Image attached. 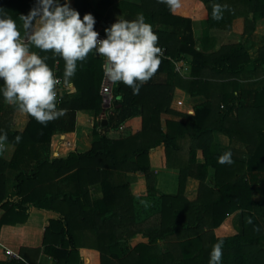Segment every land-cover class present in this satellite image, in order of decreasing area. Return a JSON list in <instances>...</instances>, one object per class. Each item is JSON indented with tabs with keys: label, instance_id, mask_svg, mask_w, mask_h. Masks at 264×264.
Listing matches in <instances>:
<instances>
[{
	"label": "trees",
	"instance_id": "1",
	"mask_svg": "<svg viewBox=\"0 0 264 264\" xmlns=\"http://www.w3.org/2000/svg\"><path fill=\"white\" fill-rule=\"evenodd\" d=\"M33 3L0 0V9L20 24L19 16ZM70 3L81 17H95V30L109 16L133 20L142 13L158 36L161 63L138 94L115 83L103 117L104 57L94 52L78 62L76 93L57 98L63 115L55 120L41 124L26 114L24 129L16 131L9 119L13 112L4 109L0 96V131L7 136L4 144L14 147L11 158L0 157V242L24 259L8 261L0 252V264H36L40 251L51 264H82L80 248L96 250L100 264H209L217 241H223L222 264H264V45L252 56L242 41L219 45L214 35L231 32L237 21L242 39L253 35L264 21V0H179L178 8L169 0ZM216 4L224 6L219 20L213 18ZM198 24L204 28L196 30ZM40 55L49 56L47 63L63 82L64 61L51 52ZM173 62L188 66V77L175 72ZM245 78L261 85L246 88ZM176 90L200 99L193 115L171 109ZM79 112L93 113L98 142L87 152L50 159L52 136L72 133ZM134 117L141 120L139 134L107 138ZM219 136L245 151L223 146ZM158 148L165 168L178 171L173 194L158 189L151 169L149 155ZM228 150L233 163L222 165L218 157ZM7 172L14 175L12 196L6 193ZM127 174L144 178L142 193L132 194ZM189 179L198 182L194 200L186 196ZM96 186L102 198L92 200ZM32 211L57 216L44 226L42 250L13 248L15 228ZM232 216L235 235L217 236L215 230Z\"/></svg>",
	"mask_w": 264,
	"mask_h": 264
},
{
	"label": "clouds",
	"instance_id": "2",
	"mask_svg": "<svg viewBox=\"0 0 264 264\" xmlns=\"http://www.w3.org/2000/svg\"><path fill=\"white\" fill-rule=\"evenodd\" d=\"M169 3L173 8L180 6L179 0ZM223 10L224 6L214 5L213 18L221 19ZM19 21L0 9V96L41 124L57 119L63 110L57 108L59 80L47 63L49 56L40 55V51L64 61L63 84L69 92L75 91L72 78L78 62L90 52L105 58L104 74L112 83H123L133 94L139 93L161 63L158 36L142 13L133 20L117 18L104 29L103 39H98L95 17L91 13L81 17L70 0H34ZM6 140L0 131V147ZM218 162L231 165V150L219 156ZM222 256L223 241H217L209 264H222Z\"/></svg>",
	"mask_w": 264,
	"mask_h": 264
},
{
	"label": "crops",
	"instance_id": "3",
	"mask_svg": "<svg viewBox=\"0 0 264 264\" xmlns=\"http://www.w3.org/2000/svg\"><path fill=\"white\" fill-rule=\"evenodd\" d=\"M97 1L98 0H92L93 4H96L95 2ZM117 18H121L120 15L117 14L116 16H109L106 19L105 24L102 23L100 25V27L98 28V31H100L101 33H104V29L109 27L111 24H113ZM106 23H107V26H106ZM259 24H264V21L259 22L257 24V27L259 26ZM241 28H242V25H241ZM241 28L238 29L239 32L241 31ZM239 35H241V33ZM248 46L252 49V51H254L255 49L260 48L262 45L255 47L254 44L248 42ZM33 50L39 51L38 49H35V48H33ZM188 73L189 71H187V73H185L184 76L188 77ZM243 81L245 82L246 88L254 89L261 85L260 84L261 82H256L253 79L251 80V79L245 78L243 79ZM75 93H76V89L73 92H69V90H67L64 87V84L62 82V85L59 88V92H57V95H58V99H60L63 97L74 95ZM178 97L180 98V100L178 99ZM176 100H178L179 103H177ZM199 100L200 99L198 98L191 100L189 95L185 94L184 92L180 90H176L174 92L171 109L181 112V113L193 115L194 114L193 104L199 102ZM4 109L6 111L13 112L11 117L9 116V119L12 122L11 123L12 129L16 131H22L27 123L26 114L21 113L14 105H10L8 103H6ZM94 121H95V118H94L93 113L91 112L77 113L75 117V129L72 133L52 136L51 144H50V159L65 158L69 153L74 152V151L77 153H83V152H87L88 150H90V148L92 147V144L98 142V138L94 136L93 134ZM101 121H104V119H101ZM101 125L104 126L105 123L102 122ZM98 129L100 130V128ZM140 130H141V120L139 117H134L128 120L125 124H123L120 130L109 132L107 134V138L112 139V140H121V139L128 138V137L139 134ZM219 140L223 146L225 147L230 146V148L234 149L235 151L239 153H242L245 151L243 146L235 144V143H230L228 139L222 136H219ZM13 151H14L13 146L9 144H3V146L0 147V157L4 158L5 160H8L9 158H11ZM149 158H150L151 169L157 175L158 189L167 194L175 193L176 188H177L178 171L169 170L165 168L163 148H158L154 152H151L149 155ZM13 176L14 175L11 172L6 173V177H7L6 193L9 196H12L13 194V188H12L13 180H14ZM125 181L130 184L132 194L139 195L145 190V187H146L145 181L142 176H139L136 174H127L125 176ZM190 189L193 190L191 195L189 193ZM197 190H198V182L195 180L189 179L186 185L187 198L189 200L196 199ZM90 195H91L92 200L101 199L102 192H101L100 186H96L92 188L90 190ZM3 213L4 212L0 210V218L3 215ZM56 217L57 216L55 214H52L49 212L32 211L29 215L27 223L25 225L18 226L17 228H15V231L13 232L14 235L11 239L12 247L18 248V249L22 247V248H27L28 250L29 249L42 250V234H43L44 226L48 219L56 218ZM228 220L229 218L220 228L215 230V233L217 236L228 237L235 233V230L233 229L234 233L232 234H226L222 236L218 235V230H221L225 226V224L230 221ZM78 252L82 260V264H100V254L96 250L88 249V248H80L78 249ZM29 255L32 256L31 257L32 259L30 258V261H33L34 260L33 256L35 255H32L31 253H29ZM35 259H36L35 263L42 262L46 264H51V258L45 255L41 251L38 254V257Z\"/></svg>",
	"mask_w": 264,
	"mask_h": 264
},
{
	"label": "rangeland",
	"instance_id": "4",
	"mask_svg": "<svg viewBox=\"0 0 264 264\" xmlns=\"http://www.w3.org/2000/svg\"><path fill=\"white\" fill-rule=\"evenodd\" d=\"M113 16H116V15H113ZM196 27L199 28V29L196 28L197 30H200V29L204 28V25L203 24H198V25H196ZM239 28H241V22L237 21V22H235L234 28H233V30L231 32H227V33H217V32H215L214 35H216V37L218 39V41H217L218 44L219 45H226V44H233V43H237V42L242 41L243 44L246 47H248L249 53L252 56H255V52L257 51V49L252 51V49L248 46V42L254 44L255 47L264 45V24H259V26L257 27L255 33L253 35H251L250 37L245 38V39L244 38L242 39L241 35H239L241 33V31L239 32V30H238ZM217 47H218V45H217ZM188 69H189L188 66H186L184 74L187 73ZM178 99L180 100L179 97H178ZM176 102L179 103L178 100H176ZM192 191L193 190H191V189L189 190L190 195H191ZM235 219H236V216H235V218H234V216L230 217L229 218L230 221L228 220L229 222H227L225 224V226L221 230H218V235L222 236V235L234 233L233 229H235V228H234V225L232 224L231 221L234 222ZM233 235H235V234H233ZM233 235H231V236H233ZM43 264H46V263H43Z\"/></svg>",
	"mask_w": 264,
	"mask_h": 264
},
{
	"label": "built area",
	"instance_id": "5",
	"mask_svg": "<svg viewBox=\"0 0 264 264\" xmlns=\"http://www.w3.org/2000/svg\"><path fill=\"white\" fill-rule=\"evenodd\" d=\"M96 31L100 33V36L98 37V39L105 38L104 34H102L98 30H96ZM161 55H163V50H162ZM173 63H174V66H175V72H177L180 75L184 76V71H185L186 65L183 62H178V63L177 62H173ZM104 66H105V58H104V64H103V72H104ZM58 80H59V83L56 86V92H59V88L62 85L61 79L58 78ZM113 85H114V83H112L107 78V76L104 74L103 80H102V84H101V88H100V94L104 98V105H108L109 107H110L112 99H113V94H112ZM57 98H58V95H57ZM0 252H1V255L8 261H18V262H20V261L23 262L24 261V259L22 258V256L18 252H16L15 250L7 247L2 242H0ZM36 264H43V263L37 262Z\"/></svg>",
	"mask_w": 264,
	"mask_h": 264
},
{
	"label": "water",
	"instance_id": "6",
	"mask_svg": "<svg viewBox=\"0 0 264 264\" xmlns=\"http://www.w3.org/2000/svg\"><path fill=\"white\" fill-rule=\"evenodd\" d=\"M108 108H109L108 105H104V106H103V109H102V110H103V111H102V115H103V113H104V110H106V109H108Z\"/></svg>",
	"mask_w": 264,
	"mask_h": 264
}]
</instances>
